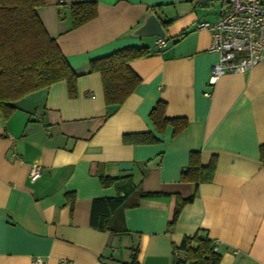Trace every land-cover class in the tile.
Wrapping results in <instances>:
<instances>
[{
	"label": "crops",
	"instance_id": "0c3cea01",
	"mask_svg": "<svg viewBox=\"0 0 264 264\" xmlns=\"http://www.w3.org/2000/svg\"><path fill=\"white\" fill-rule=\"evenodd\" d=\"M78 0H45L37 13L78 73L90 59L126 46H147L151 55L131 62L140 76L135 90L104 118L107 108L98 73L76 81V96L59 81L0 111V264H172L173 246L201 229L216 242L218 264H264V62L245 73L223 74L204 94L218 54L198 22L217 18L213 1L90 0L97 15L72 28L69 6ZM155 13L166 25L165 46L132 31ZM184 35L180 37V34ZM165 101L167 117L187 124L157 133L148 114ZM152 132L158 141L124 143L123 134ZM202 165L215 158L213 178L195 185L180 179L189 153ZM32 163L41 175L29 180ZM99 174H131L146 192L159 194L124 209L125 234L89 225L91 202L112 197ZM68 195V197H67ZM171 232L176 199L188 198ZM73 199V205L70 200Z\"/></svg>",
	"mask_w": 264,
	"mask_h": 264
},
{
	"label": "trees",
	"instance_id": "16d2710c",
	"mask_svg": "<svg viewBox=\"0 0 264 264\" xmlns=\"http://www.w3.org/2000/svg\"><path fill=\"white\" fill-rule=\"evenodd\" d=\"M45 0H0V111L6 119L17 108L16 102L28 94L48 88L63 81L67 94L76 96V81L83 74L98 73L101 78L103 98L107 108L104 118L118 108L141 82L140 76L131 68L135 59L151 55L147 46H126L109 54L89 60L87 69L78 73L71 68L55 38L43 25L37 9ZM71 27H78L97 15V4L90 0H78L69 6ZM172 20L162 22L163 28ZM184 32L180 34V37ZM165 39V37H164ZM165 101L157 100L148 117L157 133L172 125L173 135L185 128L183 117H167ZM124 143H152L158 137L152 132L123 134ZM260 159L264 162V144L259 147ZM188 164L181 170L180 179L196 186L209 182L215 170V158L202 165L197 151L189 153ZM103 186L114 185L117 192L112 197L94 198L90 206L89 225L100 231L125 234L124 209L140 204L144 198L159 194L144 191L133 182L131 174L110 177L99 174ZM68 197V195H67ZM176 199L167 231L171 232L181 208L193 200ZM69 198V197H68ZM73 205V199L70 200ZM216 242L204 230L184 235L177 246H173L172 264H218L221 255ZM131 264L135 261L134 253Z\"/></svg>",
	"mask_w": 264,
	"mask_h": 264
},
{
	"label": "built area",
	"instance_id": "2783aa9c",
	"mask_svg": "<svg viewBox=\"0 0 264 264\" xmlns=\"http://www.w3.org/2000/svg\"><path fill=\"white\" fill-rule=\"evenodd\" d=\"M197 27L210 32L209 50L218 54L210 67L206 96L212 95L223 74L245 73L264 62V0H221L217 18L198 22ZM156 45L165 46L164 38L157 37ZM40 175L41 166L32 163L29 180L35 181ZM31 264H45V261L35 257Z\"/></svg>",
	"mask_w": 264,
	"mask_h": 264
},
{
	"label": "water",
	"instance_id": "95a60500",
	"mask_svg": "<svg viewBox=\"0 0 264 264\" xmlns=\"http://www.w3.org/2000/svg\"><path fill=\"white\" fill-rule=\"evenodd\" d=\"M207 1L213 0H200V3H205ZM134 36H155V37H165V29L162 26L161 21L156 16L155 13H151L146 16L143 23L139 25L132 31Z\"/></svg>",
	"mask_w": 264,
	"mask_h": 264
},
{
	"label": "rangeland",
	"instance_id": "374dc122",
	"mask_svg": "<svg viewBox=\"0 0 264 264\" xmlns=\"http://www.w3.org/2000/svg\"><path fill=\"white\" fill-rule=\"evenodd\" d=\"M212 4H213V7H216V9H218L219 3L217 1H213Z\"/></svg>",
	"mask_w": 264,
	"mask_h": 264
}]
</instances>
